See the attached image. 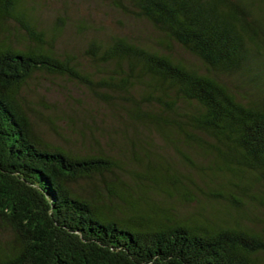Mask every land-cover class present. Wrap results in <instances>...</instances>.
I'll list each match as a JSON object with an SVG mask.
<instances>
[{"label": "trees", "instance_id": "16d2710c", "mask_svg": "<svg viewBox=\"0 0 264 264\" xmlns=\"http://www.w3.org/2000/svg\"><path fill=\"white\" fill-rule=\"evenodd\" d=\"M38 1L0 0V264H264V0Z\"/></svg>", "mask_w": 264, "mask_h": 264}, {"label": "rangeland", "instance_id": "374dc122", "mask_svg": "<svg viewBox=\"0 0 264 264\" xmlns=\"http://www.w3.org/2000/svg\"><path fill=\"white\" fill-rule=\"evenodd\" d=\"M38 2L37 7L47 25L52 23L57 11H65L73 22L91 20L95 26L106 27L109 31L110 29L121 28L128 33H134L143 38L152 36L145 25L125 19L99 0H39ZM77 87L76 83L65 84V89L57 84L53 86L42 84L40 87L38 86V93L32 97L31 104L35 105L37 104L36 100L41 99L51 109L55 108V106L58 109L66 104L73 108H79L82 105V107L92 109L95 106L93 101L83 96L82 90ZM66 97L68 98L67 101ZM44 112L46 113V111Z\"/></svg>", "mask_w": 264, "mask_h": 264}]
</instances>
